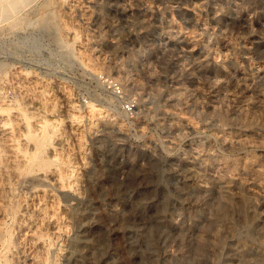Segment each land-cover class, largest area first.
Returning <instances> with one entry per match:
<instances>
[{
  "label": "rangeland",
  "instance_id": "rangeland-1",
  "mask_svg": "<svg viewBox=\"0 0 264 264\" xmlns=\"http://www.w3.org/2000/svg\"><path fill=\"white\" fill-rule=\"evenodd\" d=\"M1 1L0 264H264V0Z\"/></svg>",
  "mask_w": 264,
  "mask_h": 264
},
{
  "label": "built area",
  "instance_id": "built-area-1",
  "mask_svg": "<svg viewBox=\"0 0 264 264\" xmlns=\"http://www.w3.org/2000/svg\"><path fill=\"white\" fill-rule=\"evenodd\" d=\"M96 80L101 88L114 99L123 114L132 116L135 113L137 98L132 92L126 91L117 78L108 74H98ZM12 81L14 80L9 79V84L6 86L7 89L3 88L1 90L2 92L5 91L4 97H2L3 93L1 92V99L9 101L13 98L17 83Z\"/></svg>",
  "mask_w": 264,
  "mask_h": 264
},
{
  "label": "bare ground",
  "instance_id": "bare-ground-1",
  "mask_svg": "<svg viewBox=\"0 0 264 264\" xmlns=\"http://www.w3.org/2000/svg\"><path fill=\"white\" fill-rule=\"evenodd\" d=\"M1 1V0H0ZM4 1V0H3ZM7 1V0H6ZM5 1V2H6ZM29 1V0H28ZM2 2V1H1ZM10 3L11 4H18V3H20V0H10ZM4 4H6V3H4ZM25 4V3H24ZM24 4H22V5H24ZM5 6V5H4ZM8 6V5H7ZM21 6V5H20ZM3 7V6H2ZM14 7V6H13ZM13 7H11V9L13 8ZM16 7H17V5H16ZM8 8V7H7ZM2 10H3V8H2ZM7 14H8V12H7ZM254 71V70H253ZM241 72V71H240ZM249 72H250V70H249ZM259 74V73H258ZM122 76V75H121ZM241 76V75H240ZM250 77V76H249ZM225 140V139H224ZM234 167V166H233ZM231 168V167H230ZM230 181V180H229ZM225 185H227V184H225ZM229 192V191H228ZM250 192V191H249ZM258 193V192H257ZM227 194V193H226ZM251 195V194H250ZM230 196V195H229ZM233 196V195H232ZM239 196V195H238ZM254 196L255 197H257L256 195H255V193H254ZM234 197V196H233ZM232 197V198H233ZM250 197V196H249ZM240 199V198H239ZM247 199H250V198H248L247 197ZM255 199V198H254ZM257 199V198H256ZM228 200H229V197L227 196V195H223L222 196V200H221V202H219V205L217 206V215H216V218H214V220L211 222V229L214 231V232H216L217 231V225L218 224H220L221 222H223V221H226V218L224 217L225 216V214H228V212H226L225 211V208H224V203L223 202H228ZM234 200V199H233ZM250 200H252V199H250ZM248 201V200H247ZM255 201V200H254ZM257 201V200H256ZM243 202V201H242ZM250 202V201H249ZM218 203V202H217ZM259 203V202H258ZM244 204V203H243ZM250 204V203H249ZM254 204V203H253ZM216 207V206H215ZM230 207V206H229ZM254 207V206H253ZM232 208V207H231ZM237 208V207H236ZM256 208V207H255ZM259 209V208H258ZM229 210V209H228ZM247 210V209H246ZM245 210V211H246ZM244 211V212H245ZM260 211V210H259ZM241 212H243V210L241 211ZM237 213V212H236ZM249 214V213H248ZM251 214H253V213H251ZM214 215V214H213ZM230 215H231V213H230ZM229 215V216H230ZM236 215H238V214H236ZM240 215H242V214H240ZM250 215V214H249ZM248 215V216H249ZM262 215V214H261ZM228 216V217H229ZM260 216V215H259ZM211 217H213V216H211ZM233 217V216H232ZM244 217V216H243ZM259 218V217H258ZM246 219V218H245ZM252 219H253V217H252ZM238 220V219H237ZM254 220V219H253ZM250 221V220H249ZM252 221V220H251ZM257 221V220H256ZM241 222V221H240ZM247 223V221L246 220H243V225L244 224H246ZM207 224V223H206ZM249 225V224H248ZM258 225H260V224H258ZM257 226V225H256ZM222 227V226H221ZM225 227V226H224ZM259 228V227H258ZM257 228V229H258ZM208 229V228H207ZM221 229V228H220ZM242 229V228H241ZM243 230V229H242ZM242 230H240L239 229V223H236V219H235V222H231L230 223V233L232 234V235H240L242 232ZM249 230H250V228H249ZM208 231V230H207ZM211 231V230H210ZM209 231V232H210ZM245 231V230H244ZM259 232V231H258ZM211 233V232H210ZM228 232H226V234H227ZM244 233V232H243ZM245 233H246V231H245ZM254 233V232H253ZM221 234V233H220ZM219 233H218V235H220ZM256 234V233H255ZM260 239H261V245H262V248H263V250H264V230H263V232H260ZM231 235V236H232ZM249 236L250 238H252V236H251V234H246V236ZM242 236V235H241ZM247 236V237H248ZM203 237V236H202ZM235 237V236H234ZM255 237V236H254ZM221 238V237H220ZM249 238V239H250ZM240 240V239H239ZM200 241V240H199ZM202 241V240H201ZM214 241H215V239H214ZM229 241V240H228ZM247 242V241H246ZM244 243H245V241H244ZM252 243H253V241H252ZM201 244V243H200ZM204 244V243H203ZM203 244H201L200 246H199V248L197 249V258H198V261L196 262V264H203V255L205 256V254H204V249H205V247H204V245ZM232 244V243H231ZM249 244V243H248ZM207 244H205V246H206ZM214 245V244H213ZM218 245V244H217ZM254 245V244H253ZM197 246V247H198ZM212 246V245H211ZM222 246H223V244H222ZM260 247V246H259ZM257 248V247H256ZM261 248V247H260ZM238 249V248H237ZM246 251V250H245ZM260 253V252H259ZM209 255V254H208ZM213 256V255H212ZM244 256V255H243ZM261 256H262V254H261ZM233 257V256H232ZM238 258H239V256H238ZM242 258V257H241ZM195 259V258H194ZM234 259V258H233ZM193 261V260H192ZM191 261V262H192ZM205 261V260H204ZM193 263V262H192ZM194 263H195V261H194ZM193 263V264H194ZM186 264V263H185ZM188 264V263H187ZM190 264V263H189Z\"/></svg>",
  "mask_w": 264,
  "mask_h": 264
}]
</instances>
